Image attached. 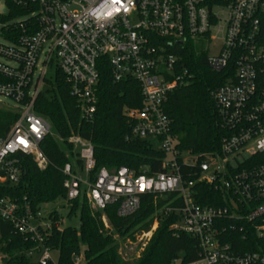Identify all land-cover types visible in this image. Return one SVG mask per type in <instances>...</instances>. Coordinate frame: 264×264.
I'll list each match as a JSON object with an SVG mask.
<instances>
[{"label": "built area", "instance_id": "1", "mask_svg": "<svg viewBox=\"0 0 264 264\" xmlns=\"http://www.w3.org/2000/svg\"><path fill=\"white\" fill-rule=\"evenodd\" d=\"M6 1L17 12L9 7L0 15L16 14L0 29V96L13 104L0 99V107L18 118L0 137V187L20 183L24 157L40 170L48 167L41 144L53 126L35 105L50 73L58 69L65 75L82 120L93 122L100 62L106 60L115 82L139 83L142 105L125 107L123 113L134 137L151 140L165 152L164 171L149 176L125 166L97 169L93 143L73 132L70 142L81 164L63 167L67 199L85 191L92 208L116 204L118 216L129 217L144 195L173 193V204L165 210L176 215L171 229L196 239L199 256L172 264H264V0ZM217 41V50L206 54L210 68L221 72L234 65L236 70L234 79L211 93L229 135L220 153L200 158L177 148L165 104L189 80L179 67L188 43L203 42L210 49ZM182 164L188 172L182 173ZM196 183L214 184L226 204H200ZM47 212L0 197V219L39 244L28 252L37 264H57L44 245L53 227ZM226 216L228 225L222 223ZM236 235L246 242H235ZM82 259L75 255V264Z\"/></svg>", "mask_w": 264, "mask_h": 264}, {"label": "trees", "instance_id": "2", "mask_svg": "<svg viewBox=\"0 0 264 264\" xmlns=\"http://www.w3.org/2000/svg\"><path fill=\"white\" fill-rule=\"evenodd\" d=\"M9 7L12 13L17 12L11 4ZM15 15L0 16V21L7 22ZM181 55L179 67L186 69L190 77L185 85L170 94L165 104L172 133L178 139L177 148L200 158L220 153L229 131L223 126L211 93L235 78V66L230 65L221 72L212 70L206 52L194 42H189ZM141 105L139 83L134 79L115 82L106 60L100 62L98 106L93 122L82 120L79 102L71 94L70 84L60 70L56 69L54 76L46 79L35 109L53 126V134L41 144L49 160L48 167L40 170L31 157H24L22 180L18 184L1 186L0 197L28 203L33 212L44 203L60 198L67 201L68 217L78 214L79 226L56 227L62 216L55 209L50 213L52 230L44 239L45 246L58 252L57 264H75V255L81 254L85 264H172L176 258L183 262L198 258V241L185 233H175L171 226L176 215L165 213L176 194L144 195L140 209L129 217H119L116 204L104 210L92 208L85 191L74 200L67 199L63 167L67 162L81 164L70 142L73 132L93 143L97 169L125 166L137 174L145 172L149 176L164 171L165 152L151 140L134 137L132 125L123 113L125 107ZM17 118V113L0 107V137L8 133ZM188 170L187 165H181L182 173ZM194 188L198 190L197 201L202 205L222 207L227 202L224 193L214 184L196 183ZM176 203L180 204L181 200ZM103 216L110 228L106 227ZM228 219L226 216L222 223L228 225ZM156 221L158 226L141 256L133 263L127 261L120 254L119 241L135 240L136 234L151 231ZM235 242L243 244L246 240L236 235ZM38 245L25 239L11 223L0 219V255L4 256L6 264H37L28 252Z\"/></svg>", "mask_w": 264, "mask_h": 264}, {"label": "rangeland", "instance_id": "3", "mask_svg": "<svg viewBox=\"0 0 264 264\" xmlns=\"http://www.w3.org/2000/svg\"><path fill=\"white\" fill-rule=\"evenodd\" d=\"M9 11V5L6 0H0V15H6ZM2 27V22L0 21V29ZM1 39V38H0ZM196 44V43H195ZM220 44V41H217L213 44V46L208 49L207 45L203 42H198L196 45L200 47L201 49H204L206 54L211 55L214 53L218 46ZM2 58L0 57V60ZM50 76H54V71L50 73ZM0 99L4 100L7 103L13 104V102L9 99H6L4 97L0 96ZM67 201L60 198L56 202H50V203H44L41 205V210L45 213L47 211L52 212L53 210H57L58 213L62 216V221L60 223V228H64L67 226H79V216L74 215L73 217H68L69 209L66 207ZM50 212H47L49 214ZM103 221L107 228H110L109 221L107 220L106 216H103ZM158 224H154L153 228L151 229V232L143 233V234H136L135 240L128 238L126 241H119L120 243V254L129 262H135L136 259H138L148 243L150 242L154 230L157 228ZM54 259L58 258V252L53 251L52 253ZM83 257L84 255L81 254ZM85 264L84 257L82 259V263Z\"/></svg>", "mask_w": 264, "mask_h": 264}, {"label": "water", "instance_id": "4", "mask_svg": "<svg viewBox=\"0 0 264 264\" xmlns=\"http://www.w3.org/2000/svg\"><path fill=\"white\" fill-rule=\"evenodd\" d=\"M4 264H6V263H4Z\"/></svg>", "mask_w": 264, "mask_h": 264}]
</instances>
